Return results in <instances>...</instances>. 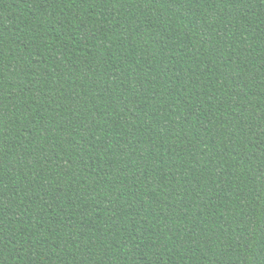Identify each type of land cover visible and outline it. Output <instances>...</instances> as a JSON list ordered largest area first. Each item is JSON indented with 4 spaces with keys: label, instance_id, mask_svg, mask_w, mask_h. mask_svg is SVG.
<instances>
[{
    "label": "trees",
    "instance_id": "trees-1",
    "mask_svg": "<svg viewBox=\"0 0 264 264\" xmlns=\"http://www.w3.org/2000/svg\"><path fill=\"white\" fill-rule=\"evenodd\" d=\"M0 264H264V0H0Z\"/></svg>",
    "mask_w": 264,
    "mask_h": 264
}]
</instances>
